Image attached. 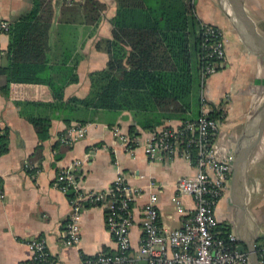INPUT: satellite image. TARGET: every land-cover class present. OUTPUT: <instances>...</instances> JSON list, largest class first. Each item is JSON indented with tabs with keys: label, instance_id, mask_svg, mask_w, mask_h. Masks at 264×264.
Returning a JSON list of instances; mask_svg holds the SVG:
<instances>
[{
	"label": "crops",
	"instance_id": "1",
	"mask_svg": "<svg viewBox=\"0 0 264 264\" xmlns=\"http://www.w3.org/2000/svg\"><path fill=\"white\" fill-rule=\"evenodd\" d=\"M100 3L99 17L88 23L81 6L84 0L66 5L64 0H53V15L48 30L49 54L54 60L71 54L78 59V81L65 87V99L84 97L89 92V73L105 67L108 53L103 42L112 36L110 19L116 11L115 0H96ZM222 0H192L193 10L203 23L220 28L225 37L224 66L210 75L203 87H198L195 112L200 113L201 95H205L207 111H222L223 128L214 138L220 156L232 155L235 144L249 129L264 108V54L255 49L253 41L236 23L230 9ZM225 3V2H224ZM245 6L254 19L257 30L264 37V0H245ZM31 7V0H0V21L11 23ZM9 35L0 32V65L7 62ZM53 102L50 88L42 83L13 82L7 95L0 92V130L8 133V148L0 154V264H26L31 255L30 243L44 239L51 256L61 264H83L82 256L116 250V243L106 223L107 204L85 202L81 212V237L77 246L62 244L65 224L71 213L66 192L55 186L59 169L75 160L81 164L77 170L85 190H103L120 173L125 180L140 187L141 194L133 203V221L129 229L131 252L136 255L143 231L142 207L151 191L157 192L159 223L168 228L179 227L183 216L175 211L172 197L179 176L195 172L184 157L167 158L157 162L148 159L143 145L135 146L131 153L112 129L121 133L141 135L140 127L130 112L100 113L84 123V137L74 143L60 140L67 125L60 118H52L47 138L40 139L25 115L42 113L37 106L23 107L22 102ZM179 114L166 118L160 126H178ZM77 122H72L70 125ZM135 132H130V127ZM251 129V128H250ZM146 130V129H145ZM159 188L149 187L150 183ZM243 193L245 194L242 233L246 241L257 237V246L264 242V130L245 166ZM190 207L192 198L182 197ZM220 222L231 225L236 233V211L229 192L220 199L217 208ZM138 260L137 264H140Z\"/></svg>",
	"mask_w": 264,
	"mask_h": 264
},
{
	"label": "trees",
	"instance_id": "2",
	"mask_svg": "<svg viewBox=\"0 0 264 264\" xmlns=\"http://www.w3.org/2000/svg\"><path fill=\"white\" fill-rule=\"evenodd\" d=\"M52 1L31 0V7L9 24L7 62L0 65V92L4 95L13 82L42 83L50 88L53 102L21 103L44 109L38 114L24 112L40 139L49 135L52 118L69 126L92 121L100 113L127 111L147 130L174 114L182 115V121L195 118L188 115L198 103L201 68L214 59L204 57L202 22L192 0H115L112 36L103 42L108 53L106 65L89 73L86 96L67 99L65 87L78 81V59L70 60L71 54L58 61L50 57ZM81 6L88 23L99 17L98 1L84 0ZM208 115L219 117L222 111L214 109ZM130 132H135L134 126ZM7 148L8 133L0 130V154ZM66 194L73 197L70 190ZM217 230L228 241L231 225L221 221Z\"/></svg>",
	"mask_w": 264,
	"mask_h": 264
},
{
	"label": "built area",
	"instance_id": "3",
	"mask_svg": "<svg viewBox=\"0 0 264 264\" xmlns=\"http://www.w3.org/2000/svg\"><path fill=\"white\" fill-rule=\"evenodd\" d=\"M76 1L64 0V3L71 5ZM9 24L1 20L0 32H7ZM202 35L205 40L203 47L207 50L204 57L214 60L201 68V87L210 75L224 66L226 55V41L220 28L202 22ZM200 102V113L196 118L181 121L178 126L142 129L141 135L146 133L144 140L137 132L130 135L121 133L118 127L112 129L113 135L131 153L135 146L142 144L151 161L161 162L178 156L190 161L195 168L192 175L179 176L174 184L175 194L171 201L175 211L183 216L181 226L168 228L159 223L157 192H149L142 207L143 234L136 255L131 252L129 229L133 221V203L142 189L128 183L120 173L106 189L85 190L77 171L80 160L58 170L54 185L65 192H73V197L69 198L71 213L65 224L63 245L72 247L79 244L80 219L85 202L105 201L107 204L106 223L116 250L82 256L83 264H137L139 259H146L148 264H249L248 254L237 250L236 233H228L226 241L217 230L220 220L216 208L220 199L229 192L232 155L220 156L215 148L214 138L223 128V116L208 115L205 95H201ZM85 133L86 125L75 123L66 127L60 140L71 144L84 137ZM149 187L159 188V185L152 182ZM184 195L192 198L190 207L183 203ZM29 246L31 255L26 264H61L51 256L44 239H34ZM258 252L259 262L264 264V242L258 246Z\"/></svg>",
	"mask_w": 264,
	"mask_h": 264
},
{
	"label": "water",
	"instance_id": "4",
	"mask_svg": "<svg viewBox=\"0 0 264 264\" xmlns=\"http://www.w3.org/2000/svg\"><path fill=\"white\" fill-rule=\"evenodd\" d=\"M227 7L235 17L236 23L240 25L253 41L255 49L264 54V37L257 30L256 23L245 6V0H224ZM251 128V129H250ZM246 129L242 137L235 144L232 151V163L230 169L229 195L231 203L236 211V231L238 235L237 250L246 252L249 264H260L257 246V237L246 241L242 233L244 212L246 207L245 194L243 193V180L245 166L248 158L256 146L264 130V108L254 124ZM140 264H148L146 259H141Z\"/></svg>",
	"mask_w": 264,
	"mask_h": 264
},
{
	"label": "rangeland",
	"instance_id": "5",
	"mask_svg": "<svg viewBox=\"0 0 264 264\" xmlns=\"http://www.w3.org/2000/svg\"><path fill=\"white\" fill-rule=\"evenodd\" d=\"M197 1H199V0H197ZM204 1V0H203ZM212 1V0H211ZM217 1H219V0H217ZM225 1L224 0H222L221 1V4H222V6H226V5H224V4H226V3H224Z\"/></svg>",
	"mask_w": 264,
	"mask_h": 264
},
{
	"label": "bare ground",
	"instance_id": "6",
	"mask_svg": "<svg viewBox=\"0 0 264 264\" xmlns=\"http://www.w3.org/2000/svg\"><path fill=\"white\" fill-rule=\"evenodd\" d=\"M227 5V4H226Z\"/></svg>",
	"mask_w": 264,
	"mask_h": 264
}]
</instances>
